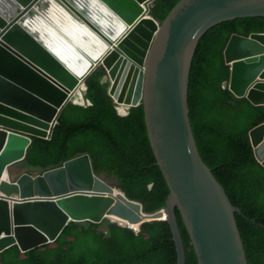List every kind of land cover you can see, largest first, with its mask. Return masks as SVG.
I'll return each instance as SVG.
<instances>
[{
    "label": "water",
    "instance_id": "1",
    "mask_svg": "<svg viewBox=\"0 0 264 264\" xmlns=\"http://www.w3.org/2000/svg\"><path fill=\"white\" fill-rule=\"evenodd\" d=\"M156 0H0V251L53 242L70 221L104 218L139 228L167 216L177 264L186 251L176 207L198 264H249L225 187L203 160L193 132L190 86L205 34L219 24L264 17V0H181L163 21ZM230 88L264 105V33L234 35L226 49ZM120 113L140 103L170 188L166 207L148 214L95 172L85 153L54 169L16 177L33 137L48 138L66 104L86 102L98 68ZM264 166V122L250 130ZM255 222V220H253Z\"/></svg>",
    "mask_w": 264,
    "mask_h": 264
},
{
    "label": "trees",
    "instance_id": "2",
    "mask_svg": "<svg viewBox=\"0 0 264 264\" xmlns=\"http://www.w3.org/2000/svg\"><path fill=\"white\" fill-rule=\"evenodd\" d=\"M181 0H156L152 13L165 20ZM264 33V17L228 21L202 38L192 69L190 108L193 132L203 160L225 187L236 214L249 264H264V166L254 153L250 130L264 122V105L238 97L230 83L232 66L226 49L234 35ZM106 71L95 70L86 80L85 99L70 100L60 113L52 135L33 137L26 157L14 170L16 177L57 168L88 153L95 172L145 213L166 207L170 188L156 164L142 103L119 111L103 82ZM186 264H198L191 238L176 207ZM255 220V222L253 221ZM176 244L167 220L149 219L139 229L110 218L101 222L70 221L53 242L22 251L18 244L0 251V264H177Z\"/></svg>",
    "mask_w": 264,
    "mask_h": 264
},
{
    "label": "clouds",
    "instance_id": "3",
    "mask_svg": "<svg viewBox=\"0 0 264 264\" xmlns=\"http://www.w3.org/2000/svg\"><path fill=\"white\" fill-rule=\"evenodd\" d=\"M85 100H86V99H85ZM86 102H88V101H86ZM116 103H117V102H116ZM86 104H87V103H86ZM86 104H85V105H86ZM91 104H92V103H91ZM91 104H90V105H91ZM80 105H81V104H80ZM88 105H89V104H88ZM119 111H120V106H119ZM128 111H129V110H128ZM160 219H161V220H167V216H165V217H160ZM117 222H118V221H117ZM131 228H134V227H131ZM134 229H139V228H134Z\"/></svg>",
    "mask_w": 264,
    "mask_h": 264
}]
</instances>
